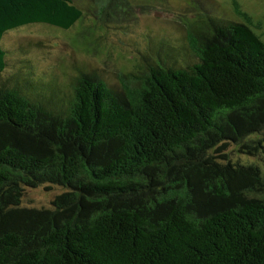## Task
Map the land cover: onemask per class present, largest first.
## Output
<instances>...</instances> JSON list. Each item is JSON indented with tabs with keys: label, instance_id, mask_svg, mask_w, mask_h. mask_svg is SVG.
I'll return each instance as SVG.
<instances>
[{
	"label": "trees",
	"instance_id": "trees-1",
	"mask_svg": "<svg viewBox=\"0 0 264 264\" xmlns=\"http://www.w3.org/2000/svg\"><path fill=\"white\" fill-rule=\"evenodd\" d=\"M93 2L95 18L130 7ZM84 15L75 0H0V73L7 31ZM182 26L194 60L167 44L119 89L81 68L65 86L0 82V264H264V176L224 152L264 145V41L206 12ZM39 186L61 192L21 206Z\"/></svg>",
	"mask_w": 264,
	"mask_h": 264
},
{
	"label": "rangeland",
	"instance_id": "rangeland-1",
	"mask_svg": "<svg viewBox=\"0 0 264 264\" xmlns=\"http://www.w3.org/2000/svg\"><path fill=\"white\" fill-rule=\"evenodd\" d=\"M128 1L126 13L95 18L93 0H75L85 15L69 30L29 24L7 31L1 41L7 67L0 73V82L16 74H31L65 86L81 68L101 74L119 89L131 73H138L144 57H155L158 48L164 57L167 44L177 47L178 61L194 60L186 49L182 21L205 16V12L213 18L247 23L264 41V0ZM224 152L232 161L258 166L264 176V145L251 153L228 143ZM60 192L58 187L26 188L21 206L48 208Z\"/></svg>",
	"mask_w": 264,
	"mask_h": 264
}]
</instances>
